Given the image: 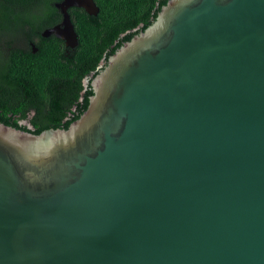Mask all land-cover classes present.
Masks as SVG:
<instances>
[{
	"label": "water",
	"instance_id": "95a60500",
	"mask_svg": "<svg viewBox=\"0 0 264 264\" xmlns=\"http://www.w3.org/2000/svg\"><path fill=\"white\" fill-rule=\"evenodd\" d=\"M53 33L76 48L64 0ZM67 129L0 122V264H264V0H169Z\"/></svg>",
	"mask_w": 264,
	"mask_h": 264
},
{
	"label": "trees",
	"instance_id": "16d2710c",
	"mask_svg": "<svg viewBox=\"0 0 264 264\" xmlns=\"http://www.w3.org/2000/svg\"><path fill=\"white\" fill-rule=\"evenodd\" d=\"M61 1L0 0V122L37 135L59 128L53 125V76L66 80V92L74 103L86 92L77 120L93 95L91 86L85 91L83 79L96 76L102 62L146 30L169 0H94L99 8L96 16L71 9L79 45L66 65L58 56L61 49L53 48V44L43 42L37 54L25 52L20 46L31 29L39 32L49 24L52 13L53 24L61 20L56 7ZM32 111L35 130L21 123Z\"/></svg>",
	"mask_w": 264,
	"mask_h": 264
},
{
	"label": "flooded vegetation",
	"instance_id": "af4514ba",
	"mask_svg": "<svg viewBox=\"0 0 264 264\" xmlns=\"http://www.w3.org/2000/svg\"><path fill=\"white\" fill-rule=\"evenodd\" d=\"M62 0L61 2H63ZM61 2L56 3L59 4ZM70 8L71 9H75ZM82 9V8H78ZM59 13L62 16L59 22L53 24V13L51 18L49 19V24L44 27L39 32H34L32 29L30 30V35L23 37L20 41V46L25 52H31L32 54H37L39 52L40 46L43 42L53 44V48L59 47L61 51L58 52V56L65 63H69L70 59L73 56V51L76 48H72L67 45V42L61 38H58L54 33L53 29L60 25L63 20V14L59 9ZM55 40H59L60 43L56 44ZM91 76H87V79H90ZM86 78L83 79V85L85 91L88 90L89 84H86ZM67 88H69L66 80L64 78H59L58 76H53V125H59V128L53 129H64L66 125H70L74 122L75 117L79 116L82 108L80 109V105H84V99L86 92L83 91L81 94V98L77 100L75 103L73 102L72 96L69 97L67 94ZM74 103V104H73ZM35 116V112L32 111L29 117L23 120L21 123L27 126L31 130H35L32 125V118Z\"/></svg>",
	"mask_w": 264,
	"mask_h": 264
}]
</instances>
